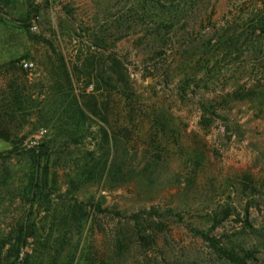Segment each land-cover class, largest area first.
<instances>
[{
    "label": "rangeland",
    "instance_id": "obj_1",
    "mask_svg": "<svg viewBox=\"0 0 264 264\" xmlns=\"http://www.w3.org/2000/svg\"><path fill=\"white\" fill-rule=\"evenodd\" d=\"M4 1L0 129L52 147L20 260L264 264V0ZM32 171L0 162V238Z\"/></svg>",
    "mask_w": 264,
    "mask_h": 264
},
{
    "label": "trees",
    "instance_id": "obj_2",
    "mask_svg": "<svg viewBox=\"0 0 264 264\" xmlns=\"http://www.w3.org/2000/svg\"><path fill=\"white\" fill-rule=\"evenodd\" d=\"M7 3V1L0 0V9H4ZM19 99L20 97L17 98V100ZM18 103L20 104L21 102L19 101ZM4 115L9 118L11 117L9 115V111H5ZM0 138H3L6 141L10 140L14 145L13 149L10 151L0 152V162L8 160L14 155H23L28 158L29 164L34 166V171H32L31 174L27 176V183L20 189L19 193L17 194L18 196H21L23 202L27 204L29 203V209L25 210L22 219L14 226H12L10 233L5 237L0 238V264H2L3 261L1 259L3 248L7 244H9V247L6 251V262L3 264H30L28 262L29 255L25 254V258L20 260V254L23 248L27 245L28 240L30 238H34L37 234L36 225L31 220V217L33 216V207L35 204L41 203L44 198L48 197L45 192L47 187V178L44 177L45 172H43V176H39L36 168L40 167V162H48L51 156L52 147L50 143H44L32 147L22 146V144H19L18 142L12 140L8 132H5L1 129ZM45 168H47V164L43 167V170H45ZM9 181V177H7L6 175H0V198L8 193L5 189H7L11 185ZM93 207H95L96 211L99 213H110L107 209H101L99 204H97L96 206L93 205ZM139 217V214L132 216V219L136 222L135 235L138 240H145V237L148 236H144L146 232L145 226H143V223L139 222Z\"/></svg>",
    "mask_w": 264,
    "mask_h": 264
},
{
    "label": "built area",
    "instance_id": "obj_3",
    "mask_svg": "<svg viewBox=\"0 0 264 264\" xmlns=\"http://www.w3.org/2000/svg\"><path fill=\"white\" fill-rule=\"evenodd\" d=\"M44 133H45V131L44 130H41L39 132V135L38 136H36L35 138L30 139V140L27 141V146L28 147L37 146V144L39 143V139L43 136Z\"/></svg>",
    "mask_w": 264,
    "mask_h": 264
}]
</instances>
